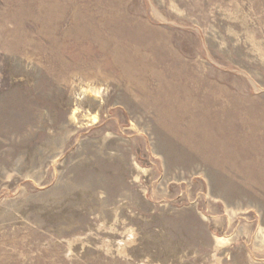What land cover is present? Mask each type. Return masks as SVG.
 <instances>
[{
    "label": "rangeland",
    "instance_id": "1",
    "mask_svg": "<svg viewBox=\"0 0 264 264\" xmlns=\"http://www.w3.org/2000/svg\"><path fill=\"white\" fill-rule=\"evenodd\" d=\"M0 264H264V0H0Z\"/></svg>",
    "mask_w": 264,
    "mask_h": 264
}]
</instances>
